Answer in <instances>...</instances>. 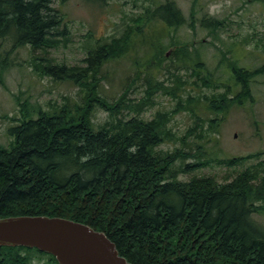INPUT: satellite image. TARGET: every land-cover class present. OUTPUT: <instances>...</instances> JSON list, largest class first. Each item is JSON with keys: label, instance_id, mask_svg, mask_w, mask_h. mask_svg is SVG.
Returning a JSON list of instances; mask_svg holds the SVG:
<instances>
[{"label": "trees", "instance_id": "16d2710c", "mask_svg": "<svg viewBox=\"0 0 264 264\" xmlns=\"http://www.w3.org/2000/svg\"><path fill=\"white\" fill-rule=\"evenodd\" d=\"M55 1L0 0V41L7 40L11 49L25 48L29 53L57 47L66 25L53 7ZM85 1L103 5L108 0ZM195 8L196 4L189 22L172 2L145 8L119 38L87 46L82 68L34 63L40 76L79 86L81 102L51 110L26 106L20 111L21 119L7 127L11 141L7 147L0 146V218L46 216L85 224L103 232L130 264H264L263 154L226 158L223 164L227 167L252 163L227 174L221 183L196 176L179 181V174L207 166L208 161L177 167L179 159L200 157L157 150L176 139L167 127L170 115L157 113L151 120L140 117L158 92L178 99V112L194 113L199 105L224 112L250 98L248 83L264 75V66L248 71L231 60L227 71L230 85L201 78L200 73L206 71L201 49L175 37L168 44L163 38H150L152 47L143 48L149 60L138 61L141 48L136 46L146 42L149 25L161 24L167 33H175L187 23L193 31L198 23L213 33L223 25L207 15L196 22ZM169 49L171 54L165 57ZM130 54L133 67L146 66L145 72L127 77L121 83L120 96L108 102L98 92L100 82L108 79L101 74V66ZM166 61L174 65V71L190 69L191 77L214 89L223 86L225 91L209 97L188 96L187 106L183 105L179 93L187 82L166 70L168 64L162 65ZM7 67L0 56L1 71ZM163 71L168 78L159 81ZM140 80L145 95L135 102L128 95ZM232 87L241 92L232 94ZM99 109L108 113V121L95 122ZM125 111L128 117H124ZM195 125L187 136L201 128ZM0 264L58 263L36 249L0 247Z\"/></svg>", "mask_w": 264, "mask_h": 264}, {"label": "rangeland", "instance_id": "374dc122", "mask_svg": "<svg viewBox=\"0 0 264 264\" xmlns=\"http://www.w3.org/2000/svg\"><path fill=\"white\" fill-rule=\"evenodd\" d=\"M166 2H172L187 22L190 21L196 4V22L197 18L207 15L222 21L223 25L214 33L200 28L198 23L194 31L187 23L175 33H167L161 24L149 25L144 33L146 42H141L142 45L137 43L136 46L141 48L137 53L138 61L149 60L150 56L147 53L145 55L143 48L152 47L150 38H163L164 44H168L169 38L175 37L176 40L188 45L194 44L201 49L206 71L201 72L200 77L218 80L219 85L232 83L227 72L230 70L228 63L231 60L248 71L264 66V0H108L103 5L85 0L64 2L56 0L53 7L60 12L66 25L65 34L58 37L57 47L29 53L25 48L11 49V44L7 40L0 41V56L8 65L5 70L0 69V146L9 145L11 140L6 134L7 127L21 119L20 111L26 106L29 109L41 107L43 110H51V107L81 102L82 93L79 86L56 81L51 76H40L34 71V63L63 64L82 68L85 66L83 60L87 57L85 49L87 46H95L96 42L111 43L134 24L132 20L142 14L145 8L153 9ZM132 57L131 54L125 55L107 61L101 66V74H107L108 79L100 82L98 92L108 102L120 96L121 83L127 77L135 78L136 74L145 72L146 66L140 69L137 66L136 69L133 67ZM166 64H168L166 70L175 72L187 82L186 86L180 88L179 93V99L185 106L188 96L209 97L225 91L223 86L214 89L211 88L212 84L206 86L201 80L191 77L190 69L188 72L184 69L177 72L174 71V65H170L168 61L162 65ZM143 77L144 75H141L139 78ZM166 78L168 74L165 71L158 76L159 81ZM248 84L250 98L232 104L233 106L225 108L224 112H211L206 110L207 107L205 109L200 105L193 110L196 115L189 110L178 112V99L163 95L161 92L152 97V106L140 117L143 120H151L157 113L170 115L167 127L176 138L160 145L157 150L162 152L179 150L200 157L199 160L179 159L176 162L177 167L194 164L197 161H208L207 166L179 174L177 178L179 181H188L196 176L211 177L221 183L227 174H235L252 163L249 161L241 166L227 167L223 164L226 158L245 157L256 153H261L263 154L261 157H264V75ZM145 89L143 81L134 83L128 98L137 102L145 95ZM231 92L238 95L241 91L237 87H232ZM228 97L232 98V95ZM123 114L124 117H128L126 111ZM95 116L96 123H104L108 121L109 115L99 109ZM195 123L201 126L197 129V135L187 136L190 130L195 128ZM199 135L201 138L197 137ZM185 136L187 137L184 138Z\"/></svg>", "mask_w": 264, "mask_h": 264}, {"label": "water", "instance_id": "95a60500", "mask_svg": "<svg viewBox=\"0 0 264 264\" xmlns=\"http://www.w3.org/2000/svg\"><path fill=\"white\" fill-rule=\"evenodd\" d=\"M0 247L36 249L58 264H130L103 232L58 217L0 218Z\"/></svg>", "mask_w": 264, "mask_h": 264}, {"label": "bare ground", "instance_id": "6f19581e", "mask_svg": "<svg viewBox=\"0 0 264 264\" xmlns=\"http://www.w3.org/2000/svg\"><path fill=\"white\" fill-rule=\"evenodd\" d=\"M168 52H170V53H171V49H169V50H168Z\"/></svg>", "mask_w": 264, "mask_h": 264}]
</instances>
